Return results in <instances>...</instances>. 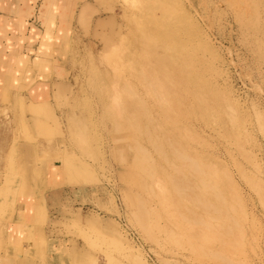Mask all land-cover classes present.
<instances>
[{"label": "rangeland", "instance_id": "1", "mask_svg": "<svg viewBox=\"0 0 264 264\" xmlns=\"http://www.w3.org/2000/svg\"><path fill=\"white\" fill-rule=\"evenodd\" d=\"M73 1L0 23V264H264V0Z\"/></svg>", "mask_w": 264, "mask_h": 264}, {"label": "crops", "instance_id": "2", "mask_svg": "<svg viewBox=\"0 0 264 264\" xmlns=\"http://www.w3.org/2000/svg\"><path fill=\"white\" fill-rule=\"evenodd\" d=\"M1 1L0 7L3 8L5 12H0V23L11 25L15 29L20 30V34L17 38L29 42L30 45L33 43V40L38 39V37H40V39L50 38V33L48 35V33L40 30V19L41 24L45 23L49 25L54 22L56 14L62 15L63 11L61 8L65 7V5L69 8L74 6L73 0H69L68 2L65 0ZM59 22L60 21L57 18L56 24H59ZM30 41L32 42L30 43ZM35 61L38 62L39 60L36 59Z\"/></svg>", "mask_w": 264, "mask_h": 264}, {"label": "bare ground", "instance_id": "3", "mask_svg": "<svg viewBox=\"0 0 264 264\" xmlns=\"http://www.w3.org/2000/svg\"><path fill=\"white\" fill-rule=\"evenodd\" d=\"M179 192H181V190H179ZM141 207H143L142 205H141ZM146 208V207H145ZM144 210V209H143ZM149 217V216H148ZM140 220H141V222H142V224H143V227L144 228H147V222H146V213H145V211H143L142 213H141V215H140V218H139ZM149 220V219H148ZM150 222V221H149ZM151 227V226H150ZM149 230H151V229H149Z\"/></svg>", "mask_w": 264, "mask_h": 264}]
</instances>
